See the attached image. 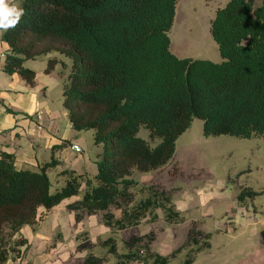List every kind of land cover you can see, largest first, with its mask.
<instances>
[{"label": "trees", "instance_id": "obj_1", "mask_svg": "<svg viewBox=\"0 0 264 264\" xmlns=\"http://www.w3.org/2000/svg\"><path fill=\"white\" fill-rule=\"evenodd\" d=\"M177 3L21 0L19 23L0 30L2 45L9 46L3 71L31 86L36 73L25 66L27 61L56 52L71 61L63 106L73 128L94 131V144L101 148L94 176L66 170L60 174L65 185L54 193L49 173L59 165L56 159L34 171L18 169L13 154L0 152V264L28 249L21 231L38 224L41 209L47 213L71 201L65 208L77 221L104 214L107 226L120 230L145 217L156 205L150 198L129 207L131 189L139 185L135 174L171 164L179 138L195 119L203 121L205 137H264V0L258 7L255 0H228L217 10L211 35L219 47V63L173 54L169 32ZM58 62L50 59L47 73ZM142 129L149 140L139 136ZM261 195L264 191L243 188L238 200ZM113 206L122 209L120 219L109 211ZM178 216L169 212L167 218ZM211 237L191 231L188 241L166 257L150 253L147 236L133 237L118 264H169L186 247L196 246L193 254L209 249ZM105 263L91 253L84 260Z\"/></svg>", "mask_w": 264, "mask_h": 264}, {"label": "rangeland", "instance_id": "obj_2", "mask_svg": "<svg viewBox=\"0 0 264 264\" xmlns=\"http://www.w3.org/2000/svg\"><path fill=\"white\" fill-rule=\"evenodd\" d=\"M227 2L178 0L175 21L169 32L173 54L179 58L221 62L219 47L211 35V23L217 10ZM260 5L261 0H255V6ZM93 136L94 131H89L87 158L89 173L96 174L97 166L92 159L97 146L93 144ZM139 136L149 140L145 129ZM135 177L139 185L131 189L134 199L130 205L134 207L152 198L156 206L152 208L154 215H149L151 225L111 229L103 240H98L91 230L82 234L89 253L105 258V264H118L121 256L130 251L128 242L133 237L144 236L142 231L149 232L145 234V242L151 246L163 242L167 230L173 228L180 240L185 235L182 239L185 243L191 231L211 233L217 244L227 246L226 238H239L241 242L231 251L234 255H246L256 247H264V195L254 201L238 200L243 188L264 191V137H205L203 121L195 119L179 138L171 164L153 173H136ZM119 209L113 206L109 211L119 214ZM169 212L178 213V218L169 221ZM98 218L104 220V214H98ZM184 251L189 252V248H184L181 254ZM192 254L190 250V256Z\"/></svg>", "mask_w": 264, "mask_h": 264}, {"label": "crops", "instance_id": "obj_3", "mask_svg": "<svg viewBox=\"0 0 264 264\" xmlns=\"http://www.w3.org/2000/svg\"><path fill=\"white\" fill-rule=\"evenodd\" d=\"M13 2L21 8V0ZM2 50L8 51L9 46L3 43ZM54 58L59 62L47 73L49 60ZM4 61L5 58L0 56V100L5 105L0 104V152L13 154L18 169L36 171L42 164L56 159L59 165L49 173L54 191L65 185V178L60 174L66 170L94 176L95 174L89 173L87 158L89 131H76L63 106V81L70 70L71 61L57 52L27 61L25 66L36 73L34 86L17 74L7 75L3 71ZM5 107L18 114L8 112ZM39 113H42V119H38ZM73 145H79L82 152L73 151ZM100 151L101 148L97 146L92 159L94 164ZM70 202L66 201L47 213L41 209L43 217L38 224L34 227L27 226L21 231L22 237L28 241V249L20 258L10 260L7 264H84L89 247L87 243H83L82 234L91 230L101 240L113 228L100 220L98 214L77 221L75 213L65 208ZM113 214L120 219L122 209H119V214ZM150 214H153L152 209L145 217L128 227L151 225ZM140 233L145 236L149 232ZM177 237L173 228L171 231L167 230L163 242L149 245L150 253L164 257L170 255L185 244L182 240L185 235L181 240ZM225 240L229 242V246L225 243L217 244L212 235L209 249L190 256L192 248L188 247L189 252L178 254L169 264L176 261L177 264H185L192 257L194 260L191 264H264V247H256L246 255H234L231 251L235 244L241 242L240 239L231 236Z\"/></svg>", "mask_w": 264, "mask_h": 264}, {"label": "clouds", "instance_id": "obj_4", "mask_svg": "<svg viewBox=\"0 0 264 264\" xmlns=\"http://www.w3.org/2000/svg\"><path fill=\"white\" fill-rule=\"evenodd\" d=\"M24 14L13 0H0V30L14 28Z\"/></svg>", "mask_w": 264, "mask_h": 264}, {"label": "built area", "instance_id": "obj_5", "mask_svg": "<svg viewBox=\"0 0 264 264\" xmlns=\"http://www.w3.org/2000/svg\"><path fill=\"white\" fill-rule=\"evenodd\" d=\"M0 56L2 58H5V53L2 50V41H1V39H0ZM38 119H42V113H39ZM72 150L77 152V153H81L82 152V149H81V147L79 145H73L72 146Z\"/></svg>", "mask_w": 264, "mask_h": 264}]
</instances>
